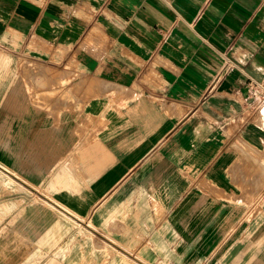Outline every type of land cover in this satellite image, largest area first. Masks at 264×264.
Returning a JSON list of instances; mask_svg holds the SVG:
<instances>
[{"label": "crops", "instance_id": "1", "mask_svg": "<svg viewBox=\"0 0 264 264\" xmlns=\"http://www.w3.org/2000/svg\"><path fill=\"white\" fill-rule=\"evenodd\" d=\"M262 95L264 0H0V172L48 224L10 202L26 255L91 222L169 264H257Z\"/></svg>", "mask_w": 264, "mask_h": 264}, {"label": "rangeland", "instance_id": "2", "mask_svg": "<svg viewBox=\"0 0 264 264\" xmlns=\"http://www.w3.org/2000/svg\"><path fill=\"white\" fill-rule=\"evenodd\" d=\"M257 162L259 167L263 166L261 171H263L264 175V155ZM255 173L258 175L259 170L255 171ZM13 184H15V181L0 172V264H169L170 257L164 254L168 250H165V244L160 243V241L148 240L140 245L138 241L119 238L117 233H115L117 231L111 232L112 228L108 230L103 226H97V232L91 229L94 232L92 233L84 224H75L77 226L76 231H71L67 239L59 243H55L53 240L35 238L33 242L30 241L32 248L28 250V253H31L26 255V241L16 238L17 222L14 220L13 225L10 223L11 217L21 216L20 212H23L24 209L21 205L11 204L10 202L26 198L34 200L31 212L33 213L35 236H39L42 226H47L48 224L42 225L44 210L42 206L36 204V201H41L38 195L36 193L26 194L19 189L20 185L17 191L15 188L11 190V185ZM247 192L249 190L245 189L243 195L245 196ZM251 198L254 199L253 201L257 204V208L247 209L245 218H249V215L257 214L258 222L251 228H247V231L252 229L259 235L260 238L256 247L259 251H262V248H264V180L257 186V190L252 193L249 199ZM16 212L18 213L16 214ZM46 216L48 217V214ZM50 219H53L51 214ZM11 226H13L12 230ZM241 230H246L244 223L241 225ZM107 237L111 239L114 237L113 241L115 244L109 242ZM154 245L157 246L159 252L163 251L162 256H156L150 250L154 248ZM118 246H121L123 251ZM124 250L130 252L131 255L126 256ZM173 258L178 264H185V255H177L176 258ZM234 260L231 255L225 257L226 264H236ZM262 263L264 264V256L260 255L257 264Z\"/></svg>", "mask_w": 264, "mask_h": 264}, {"label": "bare ground", "instance_id": "3", "mask_svg": "<svg viewBox=\"0 0 264 264\" xmlns=\"http://www.w3.org/2000/svg\"><path fill=\"white\" fill-rule=\"evenodd\" d=\"M0 167H1V166H0ZM4 170H5V168H4ZM0 171H1V169H0ZM11 174H12V173H11ZM8 175H9V174H8ZM11 176H13V175H11ZM16 176H17V175H15V177H16ZM15 177H14V178H15ZM14 178H13V179H14ZM17 179H18V178H17ZM17 179H16V180H17ZM19 179H21V178H19ZM22 179H23V178H22ZM19 184H21V183H19ZM24 184H25V183H24ZM45 197H46V196H45ZM43 198H44V197H43ZM47 198H48V197H47ZM51 199H52V198H51ZM51 199H50V200H51ZM43 200H44V199H43ZM45 201H46V200H45ZM49 202H51V201H49ZM48 204H50V203H48ZM52 204H53V203H52ZM55 205H56V204H55ZM53 206H54V205H53ZM57 206H58V205H57ZM61 207H62V206H61ZM56 209H58V208H56ZM59 211H61V210H59ZM66 211H67V210H66ZM67 212H68V211H67ZM63 214H65V213H63ZM70 214H71V213H70ZM72 218H73V217H72ZM75 218H76V217H75ZM23 219H24V218H23ZM78 219H79V218H78ZM25 220H26V219H25ZM40 221H41V220H40ZM77 221H78V220H77ZM25 223L28 224L29 222H28V223L25 222ZM109 223H110V222H109ZM26 224H25V225H26ZM31 224H32V223H31ZM45 224H46V223H45ZM15 225H16V224H15ZM25 225H23V226H25ZM29 225H30V224H29ZM29 225H27V226H29ZM41 226H42V225H41ZM31 227H32V226H31ZM42 227H43V226H42ZM86 227H87L92 233H94V232L97 230L96 227H95V225H93V224L90 223V222L86 223ZM107 228H108V227H107ZM91 229H92V230H95V231L93 232ZM34 230H35V228H34ZM50 230H51V229H50ZM231 230H232V229H231ZM33 235H34V234H33ZM107 239H108V238H107ZM108 241H109V242H112V243L115 244V242H114L113 239H111V238H109ZM98 249H99V248H98ZM122 250H123V248H122ZM101 251H102V250H101ZM110 251H111V250H110ZM98 252H99V251H98ZM175 253H176V252H175ZM124 254H125L126 256L131 255L130 252H127V251H125V250H124ZM106 255H107V254H106ZM132 256H133V255H132ZM130 258H131V257H130ZM134 259H135V257H134ZM4 262H5V261H4ZM4 262H3V263H4Z\"/></svg>", "mask_w": 264, "mask_h": 264}, {"label": "built area", "instance_id": "4", "mask_svg": "<svg viewBox=\"0 0 264 264\" xmlns=\"http://www.w3.org/2000/svg\"><path fill=\"white\" fill-rule=\"evenodd\" d=\"M231 66H232V65H230V64H226V68H227V69L231 68ZM263 99H264V95L261 96V100H263ZM263 101H264V100H263Z\"/></svg>", "mask_w": 264, "mask_h": 264}]
</instances>
